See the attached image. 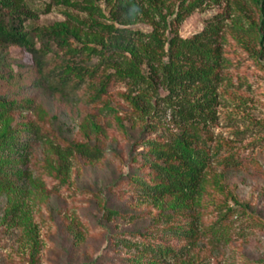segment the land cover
Returning <instances> with one entry per match:
<instances>
[{
	"label": "rangeland",
	"instance_id": "obj_1",
	"mask_svg": "<svg viewBox=\"0 0 264 264\" xmlns=\"http://www.w3.org/2000/svg\"><path fill=\"white\" fill-rule=\"evenodd\" d=\"M118 2L94 0L101 12L96 19L113 23ZM172 2L175 9L181 3L185 7L200 3L176 26L185 39L217 16L225 24L219 85L208 97L201 85L188 93L194 101L213 98L205 112L208 136L214 151L223 154L206 171L201 194L177 202L171 196L151 198L141 190L142 182L156 181L145 163L148 142L162 141L163 135L181 128L178 100L168 97L164 88L159 89L161 99L146 95L151 107L145 100L135 107L132 98L137 93H129L115 77L108 94L97 102L84 98L86 90L78 98L57 96L46 87L30 85L33 60L13 46L8 55L11 68L23 75L16 85L1 86L0 94L31 102L4 116L14 130L38 125L45 141L35 144L32 158L23 165L27 179L0 186V264H132L136 249L125 247L123 240L180 248L187 241L169 233V228L192 225L198 230V243L168 264H264V58L250 23L258 20L257 7L250 0ZM85 4L86 0H31L41 26L67 22L76 30L93 20L82 11ZM130 27L152 30L145 21ZM100 62L97 57L87 62L97 68L95 84L115 72L97 67ZM50 144L63 149L88 145L101 150L102 157L92 160L74 153L64 169ZM231 154L243 157L245 164L234 168L219 162ZM230 209L236 210L234 216H227ZM28 223L33 233L26 230Z\"/></svg>",
	"mask_w": 264,
	"mask_h": 264
},
{
	"label": "trees",
	"instance_id": "obj_2",
	"mask_svg": "<svg viewBox=\"0 0 264 264\" xmlns=\"http://www.w3.org/2000/svg\"><path fill=\"white\" fill-rule=\"evenodd\" d=\"M93 1L86 0L82 8L93 18L92 22L76 30L67 22L41 26L32 10L31 0H0V89L1 86L16 85L17 77L23 75L22 72L15 74L11 68L8 55L13 46L33 60L31 72L28 71L30 85L39 89L46 87L57 96L78 98L86 90L84 98L97 102L108 94L115 77L125 83L129 93H137L132 98L135 107H140L142 100L151 107L146 95L154 94L161 99L159 89L164 88L168 97L178 100L175 103L180 107L181 128L163 135L162 141L148 142L150 152L145 163L156 181L152 184L142 182L144 188L141 190L155 199L165 196L174 197L177 202L196 199L203 190L206 171L215 158L223 154L214 151L212 138L208 136L209 115L205 112L211 107L213 98L206 102L194 101L195 98H188V93L201 85L199 89L206 90L204 97H208L221 81L220 69L225 62L224 18H213L202 31L185 39L176 26L199 7L198 2L187 7L181 3L175 9L173 0H118L112 12V20L119 23L118 27L114 22L96 19L94 15L101 12ZM250 1L259 13L258 20L250 23L261 46L259 55L264 58V0ZM166 10L169 15L165 14ZM140 21L147 22L152 30L142 32L130 27ZM78 23L84 25L85 22ZM76 42L81 46H76ZM94 57L101 59L97 67L104 65L115 70L100 84L94 82L97 68L87 65ZM30 102L28 99H8L0 94V186L19 185L27 179L23 165L26 167L32 158L35 144L45 141L38 125L14 130L4 116L26 108ZM50 145L64 162V169H68L65 162L74 153L92 160L102 157L101 150L88 145L66 149ZM219 162L234 168L245 164L243 157L237 154ZM235 213L236 210L230 209L227 216ZM30 227L26 224V230L33 233ZM168 232L186 240L187 244L175 248L158 242L123 240L125 247L136 249L137 256L132 264H168L170 260L183 257L199 240L198 230L193 225L171 226ZM33 245L34 248L38 245L36 239H33Z\"/></svg>",
	"mask_w": 264,
	"mask_h": 264
}]
</instances>
